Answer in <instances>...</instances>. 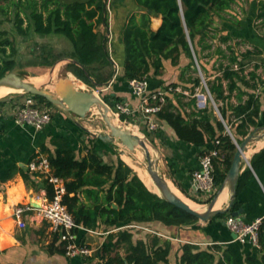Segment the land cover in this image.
<instances>
[{
	"label": "trees",
	"instance_id": "1",
	"mask_svg": "<svg viewBox=\"0 0 264 264\" xmlns=\"http://www.w3.org/2000/svg\"><path fill=\"white\" fill-rule=\"evenodd\" d=\"M6 1L5 4H0V12L12 14L18 34H57L70 42L72 49L66 54L52 56V49L43 48L41 64L52 65L60 58H69L72 60L70 64L74 67L73 72L86 84L91 85L93 82L101 85L109 79L102 77L92 81L93 73L90 71L102 70L110 65L113 68L107 36L97 30L99 25L107 26V0ZM234 1L134 0L143 11L127 16L120 37L124 49L120 75L127 81L145 77L151 69L153 74H159L163 68V59H169L172 65H176L182 52L190 58L180 77L185 71H192L195 75L187 79L191 83L190 94L194 93L196 87L207 89L214 105L211 107L206 103L204 107L198 108L195 96L183 102V93H177L178 104L175 105L168 99L169 94L156 116L165 120L180 140L205 145L200 152L213 147L214 139H219L217 147L221 149L224 157L214 161L213 177L217 189L225 178L236 150L233 138L240 143L251 132V128L264 126V112L259 109L257 97L242 91L239 85L242 83L247 87L255 86V83L249 81L255 80V71L248 73L249 79L243 73L244 60L254 51L237 53L231 45L223 48L221 43L230 40L231 36L219 33L224 27L218 29L214 26L215 17L224 18L223 13ZM257 8L256 17L264 27V0H258ZM151 15L161 16V24L156 30L150 28ZM16 53L13 40L5 29H0V77L15 68ZM211 59V69L220 72L212 79L208 78L206 67ZM71 80L77 82L75 79ZM202 80L205 81V87ZM245 93L247 98L240 101V96ZM33 96L37 104L43 103L45 107L53 105L41 96ZM233 96L237 98L235 104L231 101ZM110 97L112 96L103 95L102 98L114 108L118 98L113 100ZM3 104L4 101L0 100V106ZM184 105L190 108L189 112L182 107ZM125 118V115L120 116L122 120ZM75 126L78 127L76 124ZM226 127L233 138L227 133ZM78 128L90 135L86 130ZM88 142L90 144L84 145L83 155H80L83 148L76 149L70 139L62 134L51 137L53 150L43 144L40 146V152L48 159L51 174L63 180L64 193L61 201L75 223L88 229H96L100 225L112 229L151 221L177 227L193 225L198 221L193 215L150 191L133 168L119 156L116 162H106L99 144L103 146L107 142L96 137H89ZM38 154L40 153H35L32 157ZM249 163L254 170L264 167V147L251 156ZM249 173L250 169L246 166L239 174L236 196L229 211L217 214L209 221L226 219L232 211L242 206L238 194ZM21 174L28 188L43 189L49 199L53 197V185L47 178L28 170H23ZM212 196L204 202H208ZM191 199L201 203L196 197ZM57 240L58 237L54 234L53 244ZM122 244L123 254L117 249ZM238 245V242L233 241L227 247L213 244L209 249H200L185 242L181 245L177 264H264V220L258 228L259 256L246 254L244 260L239 261L235 249ZM170 249L169 241L159 244V240L153 237L149 247L144 240L133 241L129 231L121 230L109 233L106 242L94 251L93 257L99 258L98 264H170ZM55 250L64 253L63 243H59Z\"/></svg>",
	"mask_w": 264,
	"mask_h": 264
},
{
	"label": "crops",
	"instance_id": "2",
	"mask_svg": "<svg viewBox=\"0 0 264 264\" xmlns=\"http://www.w3.org/2000/svg\"><path fill=\"white\" fill-rule=\"evenodd\" d=\"M257 2L258 0H235L231 7L223 13L224 18L215 17L214 26L218 29L224 27V30L219 33L231 36L230 40L221 43L223 48L226 45H231L237 53L247 50L254 51L244 60L243 73L249 79L248 73L252 70L255 71V80H249L250 83H255V86L247 87L242 83L239 85L242 91L257 97L259 109L264 112V27L259 24L256 17ZM106 6L107 26L99 25L97 30L107 36V47L113 62V77L96 87L105 95H111L110 98H118L115 102L127 103L135 110L133 115L127 116L134 121V125H128L134 130H140L157 146L161 153L158 168L164 173L163 175L177 189L179 195L195 205L205 206L202 204L203 202L198 203L191 199V197H196L201 200L198 195L200 193L191 188V175L199 166L198 155L205 145L180 140L174 129L165 120L158 117L155 118L157 128L148 130L142 113L138 110L139 97L132 93L129 82L120 75L124 60L123 44L120 42L122 27L128 15L133 12L140 13L143 10L139 9L134 0H107ZM161 20L160 15H151L150 28L156 30L160 26ZM191 50L193 54L192 47ZM178 61L176 65H172L169 59H163V68L159 74H153V69H151L146 75L149 81V90L176 86L181 92L170 94L168 97L175 105L178 104L177 93L184 94L185 97L181 98L183 102L195 96V104L198 108L204 107L206 103L212 104L208 92V96L200 93L202 87H196L194 93L190 94L191 83L187 79L195 75L192 71L187 70L180 77L182 69L189 63L190 58L182 53ZM219 73L214 70L208 74V78L212 79ZM246 93L240 96V101L247 98ZM235 94L234 91L233 95L235 96ZM234 96L231 97V101L235 104L237 98ZM182 107L185 111H190L189 107L185 105ZM83 133L66 114L59 110L51 115L49 123L38 130L28 125L15 123L9 114L0 115V264H98L100 261L93 255L71 257L56 251L59 241L53 244L54 233L49 230L47 223L41 218L38 211L34 210L25 215L23 228L17 227L12 216L15 205L29 202L31 198L40 202L39 197L44 193L43 189L28 188L22 178L21 172L27 170L26 165L33 158V154L40 153L38 155L46 156L40 152V146L43 144L53 150L51 137L62 134L70 139L76 149L82 147L80 155H83L85 153L84 145L88 144L87 138H89ZM262 147H264V136L251 142L245 153L248 161ZM150 150L149 152H152L154 156L155 151L152 148ZM134 153H127V156L132 157ZM122 160L126 162L125 159ZM246 166L245 163L241 164L240 173ZM249 169L250 173L238 194L243 208L241 216L247 221L264 214V167L259 170H254L251 167ZM133 170L136 172L134 168ZM228 200L229 194L227 199L215 208L225 207ZM132 227L151 233L150 246L153 237L159 240V244L169 241L171 245L170 264H177L181 254V245L185 242L192 243L200 249H209L213 244L227 247L233 238L232 232L225 225V219L198 220L193 225L178 227L151 221L138 223ZM89 233L92 232L78 230L79 242L89 245L87 240ZM137 238H143L145 241L147 236ZM235 249L237 259L241 262L246 254L260 255L259 249L249 244L239 243Z\"/></svg>",
	"mask_w": 264,
	"mask_h": 264
},
{
	"label": "built area",
	"instance_id": "3",
	"mask_svg": "<svg viewBox=\"0 0 264 264\" xmlns=\"http://www.w3.org/2000/svg\"><path fill=\"white\" fill-rule=\"evenodd\" d=\"M115 70L117 71V69ZM128 82L132 93L140 99L138 110L142 113V118L147 125V129H156L158 126L155 120L157 117L156 113L165 102L166 96L181 92V90L176 86L149 90V81L146 76L139 79H129ZM202 84L205 87L204 80H202ZM112 111L117 118H120L121 115H125V117L131 116L135 113V110L124 102H116ZM12 118L15 123L19 125H28L38 130L50 122L51 114L48 108L39 106L34 96L31 94L21 106L13 111ZM126 119L127 118L123 119V121H126ZM218 144L219 139L215 138L213 147L199 153V166L191 175V188L195 192L205 194L208 197L214 195L216 192L213 177L214 161L222 160L224 157L221 149L217 147ZM26 167L28 171L36 172L44 178H47L53 185L54 195L49 199L44 192L43 195L39 197V208L33 207L29 202L15 205L12 216L17 227L23 228L25 226V215L36 210L41 218L47 223L49 230L57 235V241L63 243L65 255L71 257L92 256L95 249H92L87 244L79 242L77 236L78 230L91 232L92 230L75 223L66 206L62 203L61 196L64 193L63 180L51 174L47 157L37 155L27 163ZM263 220L264 214L249 221L245 220L241 215H229L225 219V225L235 234V237L231 240L232 242L236 241L240 244H249L253 247L259 248L258 228ZM132 226H136V224H128L126 226L116 227L115 229Z\"/></svg>",
	"mask_w": 264,
	"mask_h": 264
},
{
	"label": "water",
	"instance_id": "4",
	"mask_svg": "<svg viewBox=\"0 0 264 264\" xmlns=\"http://www.w3.org/2000/svg\"><path fill=\"white\" fill-rule=\"evenodd\" d=\"M193 57L197 65V69L200 72L194 53ZM70 78L71 77L69 76L60 77L54 81L48 82L47 84L35 85L17 74L16 71L12 70L0 77V85H8L15 89L21 90L24 93L43 97L55 105L59 111L70 117L78 127L89 132L91 137H96L103 142L117 140L123 147L132 153L136 152L139 146L142 147L145 151L144 159L146 170L157 187L159 193L152 191L146 185L145 186L159 197L165 199L181 210L193 215L198 220L209 221L217 214L229 211L236 196V186L240 174L241 164L245 163L250 167V163L245 155L248 145L264 136V126H258L253 129L242 139L240 143H238L233 138L231 131L228 127H226L227 133L234 140L236 150L232 156L230 166L225 174L222 184L205 205V207L202 210H197L191 207V205L185 199H183V197L177 194L170 187L166 177L159 171L158 162L161 158V153L157 146L146 135H144V133L138 135L134 133L127 125L114 124L108 115L109 112L114 115L112 108L103 100L102 97L99 96L100 91L78 89ZM93 106H97L101 110V117L106 124V131L103 133H93L82 124L87 112ZM147 145L157 152V156L155 158L151 157ZM126 153L127 152L125 149H120L119 151L120 155H124ZM225 186L228 187L229 200L225 207L215 208L218 196L223 191ZM29 203L33 207H40V202L35 201L33 198H31ZM242 212L243 208L240 207L238 210L232 211L231 215H241ZM232 237H235L234 233H232Z\"/></svg>",
	"mask_w": 264,
	"mask_h": 264
},
{
	"label": "rangeland",
	"instance_id": "5",
	"mask_svg": "<svg viewBox=\"0 0 264 264\" xmlns=\"http://www.w3.org/2000/svg\"><path fill=\"white\" fill-rule=\"evenodd\" d=\"M6 2H7L6 0H0V4H5ZM0 20H1L0 29H5L7 31V35L9 36L10 39L13 40L17 49V53L15 55L16 66L13 69V71H16L17 74H19L20 76H22L27 80L31 78H33L35 81L42 80L43 83L41 84H47L48 82L54 81L57 78L69 76L71 77L70 79H75L77 81L73 83L75 84V86H77L78 89L94 90V91L98 90L96 86L99 85H95V83L93 82H91V85H88L80 77L75 75V73L73 72L74 67L70 64L72 60L69 58H60L56 60L52 65H43L40 63L41 60L40 58L42 55L43 48L44 50L52 49L53 52L52 56L58 53L66 54L72 49L70 42L64 36L57 34L39 36L35 33H31L30 35L27 36H22L18 34L17 31L15 30L12 14H3L2 12H0ZM52 56L50 57V59H52ZM211 63L212 61L207 63L206 65L209 73H212L214 71L211 69L212 67ZM112 69L113 68L111 65L98 71L91 69L90 71L93 73L92 81H94L95 79L98 80L99 78L102 77L112 78L113 77ZM97 75L100 76L97 77ZM200 93H203L206 96H208L206 89H201ZM29 95L31 94L20 91V92L9 93L1 97L0 100L4 101V104L0 106V115L9 114L12 116L13 111L19 106H21L22 103H24L26 99L29 97ZM103 95L105 94L100 91L99 96L103 97ZM212 104L209 103L211 107ZM39 105L45 107L43 103ZM46 108L49 109L51 115L58 111V108L55 105L48 106ZM215 113L217 112L215 111ZM68 118L71 119L70 117ZM118 120L120 122H124L125 124L134 125V121L130 118H127L126 121H123L120 118H118ZM82 124L93 133H103L106 131V124L101 117V110L97 106L91 107V109L87 112L85 119L82 121ZM139 133L142 132L139 130ZM84 135H88L89 137H91V135L86 133ZM99 146L103 159L108 163L116 162L118 156L121 159H124V157L119 154L120 149H125L127 153H130L129 150L123 147L121 143H119L117 140L107 142V144L103 146L99 144ZM133 155L141 156L139 166L141 168L146 167L145 159H144L145 157L142 155L141 152H137V153L135 152L134 154H132V158L134 160L135 157H133ZM150 155L151 157H153L152 152H150ZM159 171L161 172V174H164L162 173L161 169H159ZM136 173L138 174L137 171ZM198 195L201 199L199 201L203 202L202 204L206 205L208 202H204V201L208 200L209 197L205 194H198ZM121 230L129 231L132 234L133 241L140 239L137 237H143L144 235L147 236L145 242L150 247V235H151L150 232H145L144 229H139L137 227H123L121 228ZM121 230H116L115 228L111 229L103 225H100L96 229H92V233H89L87 235L89 247L95 250L98 249L99 247L102 246L104 242H106L109 233H116L117 231H121ZM135 235L138 236L136 237ZM141 239L143 240V238ZM123 247L124 246L122 244L119 245L117 248L118 251L122 254L124 251Z\"/></svg>",
	"mask_w": 264,
	"mask_h": 264
},
{
	"label": "bare ground",
	"instance_id": "6",
	"mask_svg": "<svg viewBox=\"0 0 264 264\" xmlns=\"http://www.w3.org/2000/svg\"><path fill=\"white\" fill-rule=\"evenodd\" d=\"M28 80H29L31 83L35 84V85H40L41 83H43L42 80H41V81H35L33 78L28 79ZM20 91H21V90L15 89V88H13V87H11V86H8V85H0V98L3 97V96H5V95H7V94H9V93L20 92ZM108 115H109V117L111 118V120H112V122H113L114 124L127 125L129 128H131L130 125L120 122V121L118 120V118L116 117V115H112L111 112H109ZM131 130H132L134 133H136V134H138V135H141V133H139V130H134V129H132V128H131ZM147 146H148L149 151H151V150H150L151 147H150L149 145H147ZM137 147H138V146H137ZM152 149H153V148H152ZM153 150H154V149H153ZM154 151H155V150H154ZM136 152H141L142 155L145 157V151H144V149H143L142 147L139 146V147L137 148ZM127 155H128L127 153L124 154V155H122V156L124 157L126 163L129 164L132 168H134V169L138 172L139 177L141 178V180L143 181V183H144V184H145L150 190L159 193V191H158L157 187L155 186L153 180H152L151 177L149 176V174H148V172H147V170H146V167L141 168V167L139 166V162H140V158H141V156H134L135 158H134V160H133L132 157H129V156H127ZM156 156H157V152L155 151V155L153 156V158H155ZM142 166H143V165H142ZM168 183H169V181H168ZM169 185H170V187H171V188H172L177 194H179V192L177 191V189H176L171 183H169ZM228 194H229V193H228V187L225 186V188L223 189V191H222V192L219 194V196H218V199H217V201H216L215 207H217V205H219L220 203L224 202V200L227 199ZM180 196H181V195H180ZM181 197H183V196H181ZM183 199H185V198L183 197ZM185 200L191 205V207H193V208H195V209H197V210H202V209L205 207V206H202L201 204H196V205H195V204H193L192 202L188 201L187 199H185Z\"/></svg>",
	"mask_w": 264,
	"mask_h": 264
}]
</instances>
